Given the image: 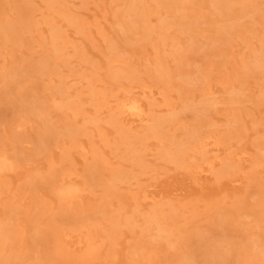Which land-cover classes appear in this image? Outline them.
Returning <instances> with one entry per match:
<instances>
[{"label":"rangeland","instance_id":"rangeland-1","mask_svg":"<svg viewBox=\"0 0 264 264\" xmlns=\"http://www.w3.org/2000/svg\"><path fill=\"white\" fill-rule=\"evenodd\" d=\"M134 1L0 0V264H264V0H234L227 15L196 0L194 21L169 0H143L147 23L128 28ZM55 26L71 63L42 75ZM124 97L143 103L144 121L113 119ZM207 101L219 145L207 154L214 170L197 176L165 149L187 139ZM172 113L186 123L143 150L139 138ZM79 217L98 218L92 260L59 234Z\"/></svg>","mask_w":264,"mask_h":264},{"label":"bare ground","instance_id":"bare-ground-1","mask_svg":"<svg viewBox=\"0 0 264 264\" xmlns=\"http://www.w3.org/2000/svg\"><path fill=\"white\" fill-rule=\"evenodd\" d=\"M49 1L52 4L54 3V0H49ZM159 1H164V0H159ZM169 1L173 5H176V4L179 5L180 10L185 12L184 13L185 16L187 15V18L191 19L192 21L198 18V17L195 18V16L192 17V15L189 13V11H191L192 8L194 7L196 0H169ZM207 2L213 10L219 11L224 15H227L230 9L236 3L234 0H207ZM27 4L29 6L28 1H27ZM130 10L132 11L131 15L136 16L138 18V21L134 19H129L127 21L128 28L135 27L137 22L142 23V24L147 23L148 12L145 9V6L143 5V0H135L131 4ZM60 11L65 13L64 19L68 21L69 25L77 26L78 17L68 14L67 9L66 10L62 9ZM30 13H31L30 10L29 12H26V14L28 15V16L26 15V18L30 17ZM188 23L189 21L187 23L185 22V25ZM232 25L233 24L228 23L227 25L223 26L221 29V34L227 37L229 32L232 30ZM2 30L5 34L11 36L16 33L17 28L12 24H7L3 26ZM58 40L65 41V40H68V38L59 31L58 27L55 26L53 27L52 33H51V45L53 47L51 50V55L48 56L47 59L42 61L38 66H36L37 72H39L42 75H49L51 72L60 73L58 71L59 70L58 62L64 63V64L71 63L70 57H68V52L66 51L67 47L64 45V42H63V46H61V43H59ZM49 60H51L54 64L51 65ZM118 61H119L118 59L111 60L112 63L118 62ZM263 66H264V53H259L256 55V67L261 68ZM73 75L74 74L61 75V77L63 78V82H64L63 84L66 85V80L70 77H73ZM59 90L62 91V88H60ZM210 107H211V103L207 101V103L194 108L195 113L198 115V121H197L196 126H193L187 131L188 132L187 139L185 141H182V140L172 141L171 145L173 147L171 146L165 149L166 155L172 158V161L176 162L180 166H185L189 168V166L186 165V162H187L189 165H191V167L195 169L197 176L198 174H201L202 172L214 170L213 162L207 158V154L208 152L211 151L212 146H214L215 144L219 145V139H217L218 137L217 133L219 131L208 129L212 127V125L214 124L212 120L209 119L207 116V111L210 109ZM144 117H145L144 105L136 97H124L122 100H120L119 103L116 104V111L113 113V119L120 120L121 118H123L124 120L130 123L142 122L144 121ZM182 122H183V119L174 113H172V115L157 118L154 121V124L152 125L149 131L150 133L146 136H143L145 138H139V144L140 145L144 144L145 148L143 150L146 151L148 149L147 144H146L148 139L159 138L160 140H164L169 136V133H168L170 131L169 126H172V124L176 125V123H181V124L186 123V122L184 123ZM46 145H47V142H46ZM128 145L131 151L138 152L140 150L139 148L135 147V142L128 141ZM77 146L80 147L81 149L84 148L83 145H81L80 143L77 144ZM243 153L244 151H241L239 154L240 157L237 158V163L239 166L242 164V161L245 160ZM198 155L200 156L199 160L195 162H192L190 160V158H194V157L196 158ZM189 162H192V163H189ZM257 163L258 165L264 163V159L258 161ZM4 164H5V161L1 162L0 166ZM103 164L105 168H107L110 165L109 161H107L106 159H104ZM203 164L208 165V167H205ZM234 167L235 165L231 164L222 173L227 174ZM69 172L70 171L68 169L64 170L62 172V176L67 175V173ZM115 173L116 172L112 174V177H111L112 180L121 181V182L124 181L125 177H120ZM197 176H195L194 178L195 182L201 178V175L199 177ZM67 178L70 179L69 176ZM111 187L113 190L116 187V184L113 183ZM61 192L69 193L70 191L69 189L66 188V189H62ZM147 198H149V195L145 193L143 195V199L146 200ZM138 209H139V205L137 204L136 210ZM159 214L160 212L159 213L151 212L148 215L147 222L149 224L150 223L156 224L157 232L167 233L166 228L162 225V223L160 222L158 218ZM97 220L98 218L92 219L88 217H79V218H76L72 222H65L66 227L63 226L59 233L60 235L63 236V239H62L63 246L65 245L66 248L77 246V248L81 250L80 254H82L83 259L92 260L94 257L97 258L99 255L98 249L94 247V239L90 233V231L92 229H95V227L97 226L95 225L97 223ZM218 252H219V249H218ZM218 252L214 251L213 253L216 255L218 254Z\"/></svg>","mask_w":264,"mask_h":264}]
</instances>
